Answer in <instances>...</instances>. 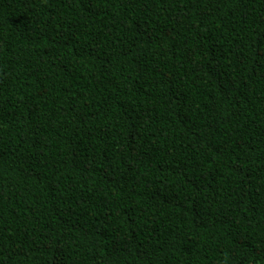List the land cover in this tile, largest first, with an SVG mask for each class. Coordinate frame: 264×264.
Wrapping results in <instances>:
<instances>
[{
    "label": "trees",
    "instance_id": "obj_1",
    "mask_svg": "<svg viewBox=\"0 0 264 264\" xmlns=\"http://www.w3.org/2000/svg\"><path fill=\"white\" fill-rule=\"evenodd\" d=\"M0 264H264V0H0Z\"/></svg>",
    "mask_w": 264,
    "mask_h": 264
}]
</instances>
